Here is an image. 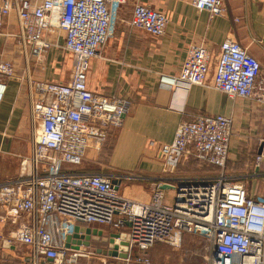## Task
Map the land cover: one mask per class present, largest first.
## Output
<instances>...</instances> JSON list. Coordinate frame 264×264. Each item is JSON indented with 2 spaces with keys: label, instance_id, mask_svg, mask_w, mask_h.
<instances>
[{
  "label": "built area",
  "instance_id": "built-area-1",
  "mask_svg": "<svg viewBox=\"0 0 264 264\" xmlns=\"http://www.w3.org/2000/svg\"><path fill=\"white\" fill-rule=\"evenodd\" d=\"M127 2L4 0L0 5V36L5 20L15 14L18 46L27 65L29 48L40 62L52 49H62L72 61L67 83L28 76L31 152L20 158L18 176L0 183V223L13 228L8 249L24 248L25 264H75L96 252L73 244L67 248L68 238L73 240L77 227L96 224L129 237V254L138 252V264H150L146 254L157 244L179 248L186 234L208 244L205 264H264V197L250 196L244 182L225 173L233 136L229 117L183 120L174 140L159 147L157 157L165 164L193 159L218 173L213 179L176 187L172 204L165 201L161 183L155 184L150 202H138L119 192L125 176L73 170L82 166L90 145L100 148L112 130L122 127L129 110L127 99L94 94L87 85L91 60L113 38ZM191 5L211 19L228 14L223 0H191ZM130 26L163 37L168 19L137 4ZM220 51L212 88L264 108L259 60L232 39H226ZM212 57L208 48L192 45L179 75L160 74V83L205 86ZM15 77L14 63L0 62V106L6 91L3 79ZM260 146L256 168L264 166V133Z\"/></svg>",
  "mask_w": 264,
  "mask_h": 264
},
{
  "label": "crops",
  "instance_id": "crops-1",
  "mask_svg": "<svg viewBox=\"0 0 264 264\" xmlns=\"http://www.w3.org/2000/svg\"><path fill=\"white\" fill-rule=\"evenodd\" d=\"M3 1L0 0V5ZM223 3L228 14L213 19L208 12L194 8L191 0H128L122 6L113 38L91 60L87 85L94 94L127 99L129 110L122 127L112 130L100 148L90 145L84 160L87 168L82 167L83 163L73 170L125 176L119 181V192L126 198L146 203L151 201L156 183L166 187L163 190H174L176 193V187L181 185L213 179L217 171L200 165L196 160L181 161L174 166L165 164L157 157L159 147L174 140L181 121L201 115H222L233 120L227 170L229 167L237 168L239 161L248 156L255 158L264 133V108L251 100L232 99L212 86L221 55L220 47L226 39L235 40L259 60L261 79L264 81V0H223ZM137 4L157 10L167 17L165 36H152L130 26ZM18 35L17 17L12 14L5 20L3 35L0 36V62H12L17 69V77L3 79L6 91L0 106V183L16 178L20 158L31 152L29 90L21 73L26 56L18 46ZM192 45H202L213 54L206 85L179 83L169 87L161 84L160 74L179 75ZM28 56L29 63L31 60L36 64L40 62L32 48L28 49ZM51 58L50 63L54 64L53 55ZM62 76V73H49L44 80L67 83L71 73L67 79ZM259 123L262 125L259 126ZM259 129V136L253 138H258L259 144L254 146L247 136H250L249 132ZM227 170L226 175L238 181V176ZM250 190L248 188L250 196H258ZM128 191L136 199L131 198ZM12 231L10 225L0 223V264H25L24 260L14 259L15 263L11 262L12 258L6 252L8 249L2 248ZM90 248L96 255L83 258L99 256L126 261L105 255L110 245L103 243L102 239L92 241ZM18 249L9 250L15 252ZM160 249L152 248L147 256L164 264L168 254L163 255ZM192 251L200 254L199 248ZM137 256L138 252L132 250L129 259L135 260Z\"/></svg>",
  "mask_w": 264,
  "mask_h": 264
},
{
  "label": "rangeland",
  "instance_id": "rangeland-1",
  "mask_svg": "<svg viewBox=\"0 0 264 264\" xmlns=\"http://www.w3.org/2000/svg\"><path fill=\"white\" fill-rule=\"evenodd\" d=\"M51 55H53L55 61L54 64L50 63L51 62L50 60L52 59ZM25 71L26 74H24ZM21 73L23 77H25L23 79L24 83L28 82L29 74L31 75L33 80H44V76L49 73H56V74L62 73L63 74L62 77H66L67 79L71 73V57L62 49H52L47 53L44 59L38 64H36L32 60L31 63H29V65H27V63L24 64ZM49 82H53V81H49ZM259 120L263 121V118H260ZM259 124H260L259 126L262 125L261 123ZM259 133H260V129L251 131V133L249 132L250 136L249 135L247 136L250 137V139H252L249 140L250 142L253 141L254 146H257L259 144L258 138L253 139L255 136L257 135L259 136ZM243 161L242 162L239 161V164L236 165L238 166L237 168L229 167L228 170L227 168L226 170L228 171V173L234 176L235 175L238 176V180L246 184L247 190L249 188L251 189L250 191L257 193L258 196L264 197V166L256 168L254 163V157L252 155L243 159ZM86 166H87V162H84V165L82 167L87 168ZM127 194H129L131 198L136 199V197L131 193H129V191ZM164 195H165V201L167 203L172 204L174 202V196H175L174 190H164ZM108 232L110 233L109 230ZM184 237H183L184 245L181 243V246L179 248H172L165 244H157L155 247H153V249H156L157 247L158 249L162 248L159 250V252L160 253L162 252L163 255L168 254V256L164 260V264H205L207 258L210 256V248L208 247V244L205 241H203L201 238H197L193 235L186 234L184 235ZM195 241L196 243H194ZM194 248L195 249L199 248L200 254H198L197 252L193 253L192 249ZM6 252L11 256L12 258L11 262H14V259H17L19 261L24 260L26 256V250L24 248H20L15 252L8 249ZM149 252L150 251H148V253ZM146 257H148L147 254ZM126 261H122L118 259H108V258L106 259L104 257L96 256L93 259L82 258L80 261H78L77 264H129L131 262H132L131 264L134 263L138 264L131 259L130 262L126 263ZM150 264H163V262H156L153 259H151Z\"/></svg>",
  "mask_w": 264,
  "mask_h": 264
},
{
  "label": "water",
  "instance_id": "water-1",
  "mask_svg": "<svg viewBox=\"0 0 264 264\" xmlns=\"http://www.w3.org/2000/svg\"><path fill=\"white\" fill-rule=\"evenodd\" d=\"M261 153V146L259 148L258 154ZM166 189V187H162ZM102 226H98L94 224L92 228H80L77 227L75 229V234L73 236V240L68 238L67 240V248H70L71 244L76 245V249H80L81 246H84V250H87L91 247V242L102 239L103 243L110 245V250L106 253L109 257H117L123 260L129 259V237L125 234H114L109 233L108 228ZM3 249H8V241H4L2 245ZM100 252V251H99ZM97 252V253H99Z\"/></svg>",
  "mask_w": 264,
  "mask_h": 264
}]
</instances>
